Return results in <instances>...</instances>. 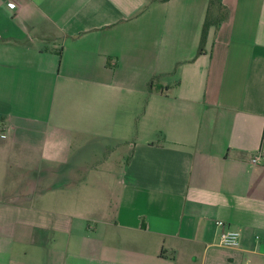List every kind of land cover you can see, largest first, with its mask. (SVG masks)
Here are the masks:
<instances>
[{"label":"crops","instance_id":"0c3cea01","mask_svg":"<svg viewBox=\"0 0 264 264\" xmlns=\"http://www.w3.org/2000/svg\"><path fill=\"white\" fill-rule=\"evenodd\" d=\"M14 1L0 264H264V0H222L202 54L208 0ZM95 137L120 171L77 163Z\"/></svg>","mask_w":264,"mask_h":264},{"label":"rangeland","instance_id":"374dc122","mask_svg":"<svg viewBox=\"0 0 264 264\" xmlns=\"http://www.w3.org/2000/svg\"><path fill=\"white\" fill-rule=\"evenodd\" d=\"M92 138L91 140H88L86 143L83 144H79L78 148L75 151V154L77 155L78 161L82 162V161H86L87 162V166L89 165L90 168H104V170L106 169V171L108 172H113L116 173L118 171L121 170V168L123 167V164L125 162L124 160V155H123V151L122 150H111V151H104L102 152L100 148L101 146V138ZM103 138V137H102ZM104 139V138H103ZM86 154V158H84V155ZM112 155V156H110ZM108 157H110V161H109V167H103L104 165H102L103 161H105ZM82 159V161H81ZM104 181V180H103ZM108 182H106L107 185Z\"/></svg>","mask_w":264,"mask_h":264},{"label":"trees","instance_id":"16d2710c","mask_svg":"<svg viewBox=\"0 0 264 264\" xmlns=\"http://www.w3.org/2000/svg\"><path fill=\"white\" fill-rule=\"evenodd\" d=\"M208 1H209L208 16L206 17L202 29L198 54H202L204 52V47L206 45L210 28L212 26L218 27L224 21H226L229 16L228 9L226 6L223 5L222 0H208ZM263 139H264V134H263Z\"/></svg>","mask_w":264,"mask_h":264},{"label":"built area","instance_id":"2783aa9c","mask_svg":"<svg viewBox=\"0 0 264 264\" xmlns=\"http://www.w3.org/2000/svg\"><path fill=\"white\" fill-rule=\"evenodd\" d=\"M5 2L11 10L16 9V2L14 0H5ZM252 162L257 163L258 158H254ZM216 224L222 228V233L220 235L221 245L227 248H237L240 245V232L226 228L225 223L222 221Z\"/></svg>","mask_w":264,"mask_h":264}]
</instances>
